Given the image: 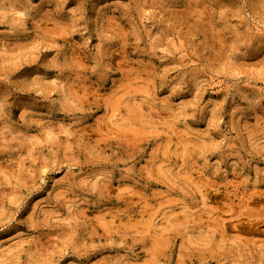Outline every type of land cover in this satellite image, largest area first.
I'll return each instance as SVG.
<instances>
[{"label": "rangeland", "instance_id": "obj_1", "mask_svg": "<svg viewBox=\"0 0 264 264\" xmlns=\"http://www.w3.org/2000/svg\"><path fill=\"white\" fill-rule=\"evenodd\" d=\"M258 227L264 0L0 3V264H264Z\"/></svg>", "mask_w": 264, "mask_h": 264}, {"label": "clouds", "instance_id": "obj_2", "mask_svg": "<svg viewBox=\"0 0 264 264\" xmlns=\"http://www.w3.org/2000/svg\"><path fill=\"white\" fill-rule=\"evenodd\" d=\"M4 0H0V3H3ZM30 2V0H29ZM109 71H112V69H108ZM89 71H93L90 69ZM107 82H97V87L91 91L86 92L84 95L77 96L75 98V102L70 110L71 114L74 116L76 113H80L81 115L86 116L88 113L92 111L93 108H98L101 106H105V102L108 99L106 96L102 95L100 92L101 88L105 87V84ZM110 87L113 89L114 94L117 92H122V89L117 87L115 84L110 85ZM50 95V92H49ZM91 97V99H89ZM124 97H128L129 99H133L127 92H123L122 96L120 97L122 100V107H127L128 100H125ZM141 104H147L149 109L151 111H156V105H160L159 111H168L171 112V108L168 107L166 101H157L155 99L145 97L143 100L140 102ZM188 117L187 115H184L180 117V120H186ZM108 123V121H105ZM79 123H84L83 120H80ZM164 128H167V125H163ZM75 147L79 148L80 144L77 143L74 145ZM100 178H98L99 180ZM76 187H85V188H90L91 191L95 192L97 190L95 183L89 184V185H81L77 183L75 185ZM71 211V209H69Z\"/></svg>", "mask_w": 264, "mask_h": 264}, {"label": "bare ground", "instance_id": "obj_3", "mask_svg": "<svg viewBox=\"0 0 264 264\" xmlns=\"http://www.w3.org/2000/svg\"><path fill=\"white\" fill-rule=\"evenodd\" d=\"M258 230L264 234V228L258 227Z\"/></svg>", "mask_w": 264, "mask_h": 264}]
</instances>
